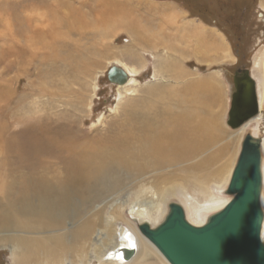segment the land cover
Listing matches in <instances>:
<instances>
[{
    "label": "bare ground",
    "instance_id": "6f19581e",
    "mask_svg": "<svg viewBox=\"0 0 264 264\" xmlns=\"http://www.w3.org/2000/svg\"><path fill=\"white\" fill-rule=\"evenodd\" d=\"M69 1L40 0L43 4L49 3L50 13L44 10L35 17L31 16L32 13L24 16L22 12L26 8L18 11L13 7L9 12L8 9L0 8V43L10 55L3 63L8 67L19 65L29 69L28 71L36 70L38 86L35 87V93L38 105L43 107L35 111L32 117H20L18 124L23 128L10 133L8 137L5 126H2L4 123H0V145L12 148L13 158L6 167L12 175L13 170L20 173L18 178L13 175L10 184H15V181L21 184L25 179L33 180L35 184L31 192L46 197L43 206L52 196L51 206L58 208L53 214L57 218L64 214H69L66 217H70V220H66V217L63 220L66 227L54 224L45 229L46 227L42 228L28 221L27 216L36 217L38 212L29 214L22 211L7 219L21 221L22 226L14 231L0 232V239L9 244L11 264L24 261L31 264H93L94 261L97 264H154V260H151L153 253L163 264H170L140 231L139 225L147 223L144 221L149 219L152 221L150 227H155L153 222L162 214L161 201L166 192L180 196L185 205V218L195 226L205 223L211 214L220 210L231 199L228 200L220 193L229 179L230 169L226 168L229 149L227 140L230 139L233 143L238 141L240 134L251 126L255 132L263 120L264 52L255 61V66L260 68L255 70L257 76L254 80L258 114L241 124L237 131L229 133L228 139L222 137L224 132L220 131L218 118L213 115L215 90L212 84L181 68L182 72L179 70V73L170 77L183 81L163 86H171L172 91L177 93L172 100L176 110L140 111L135 108L138 103L135 98L141 94L137 92L140 85L136 79L139 69L126 63L120 64L123 69L116 66L125 73V81L115 83L117 102L114 109L118 110L120 106L123 109L122 115L106 126L84 128L86 119L80 115V107L86 101L84 99L88 93L86 94L87 89L81 78L91 74V69L96 64L94 55L104 53L105 49L102 45L96 46L94 43L97 42V36L87 35L83 30L84 25L77 22L83 23L82 16L87 12L95 15L96 23H102L100 20L107 21L108 15L116 17V1L102 3L101 0L89 11H83L77 6L68 7L71 5ZM80 1L82 3L79 5L85 6L83 0ZM31 6V12L35 11L37 6L29 7ZM68 13L75 21L71 27L62 18ZM63 27L64 30L60 31ZM83 38L88 40L82 42ZM139 40L140 43L147 44L142 38ZM196 45V41L192 45L188 42L183 50L191 47V52H196ZM150 46H156V43ZM120 51L124 56L136 59L131 48L126 47ZM169 57L172 60L177 58L173 55ZM179 60L180 58L177 59L178 62ZM156 75L157 70L152 73L151 78L154 80ZM186 76L189 77L185 78ZM75 82L80 85L77 90L72 87ZM260 86L262 90L259 89ZM92 90H96L94 83ZM55 96L59 98L58 101L52 99ZM72 98L77 99L76 103L80 102V106L75 104L73 110L68 111L67 105L71 104ZM8 105L9 102L6 107ZM86 105H89L91 112L92 102L89 100ZM60 106L63 108L58 109ZM5 116L6 113L3 117ZM261 145L260 206L263 219L260 239L264 243V138ZM124 160H129L132 164L137 161L162 165L157 171H172L175 178V172H180L185 182L172 180L161 191L162 196L151 203V208L136 196L134 205L128 209L130 215L136 214V218H133L135 220L131 221L129 216L115 214V191L108 193V190L113 189L109 162L122 164ZM235 163L236 161L234 165ZM10 189L12 188H8V192ZM142 189L153 196L157 194L150 184ZM20 193L23 197L27 196L26 191ZM102 193L110 194L104 199L113 198V201L99 226L89 227L84 222L88 212L75 213L81 207V200L88 201L91 196L96 197ZM6 195L8 193L4 196ZM117 219L123 220V226L118 231L115 227Z\"/></svg>",
    "mask_w": 264,
    "mask_h": 264
},
{
    "label": "rangeland",
    "instance_id": "374dc122",
    "mask_svg": "<svg viewBox=\"0 0 264 264\" xmlns=\"http://www.w3.org/2000/svg\"><path fill=\"white\" fill-rule=\"evenodd\" d=\"M45 1L53 2L54 0ZM58 1L63 2L64 0ZM100 1L83 0L85 6H80L79 3H82L80 0H70L71 5H68V7L73 8L77 6L83 11L84 9L89 11L91 7H94ZM111 1L102 0L101 2L111 3ZM141 2L139 1L137 6L135 5L137 8L136 17H129L128 15L121 17L120 12L124 8L122 7L116 11H119V14L116 15L119 19L117 21L115 15H108L107 21L100 20L102 23H96L95 15L87 12L82 16L83 23H80L81 21L77 22L80 25H84L83 30L86 31L87 35L97 36V42L94 43L96 46L102 45L105 49L104 53L94 55L96 64L91 69V74L83 79L81 78L85 89H87L86 94L88 93L87 98L84 99L86 101L80 107V115L86 119L84 128L106 126L108 122L110 123L122 115L123 109L120 106L118 110L114 109L117 102V86L108 79V71L112 66L122 68L120 64L126 63L134 65L139 69L136 79L139 81L138 85H140L136 89L141 94L135 98L138 102H135L137 103L135 108L140 111L149 112L151 109L162 112L176 110L173 107L172 100L177 93L172 91L171 86H163L183 81V79L174 80L170 77L179 73V70L182 72L181 68L195 74L196 77L203 79L206 83L212 84L215 90L213 115H216L218 118L220 131L224 132L222 137L228 139L229 133L237 131V128L233 129L226 124L231 104V95L235 90L233 83L234 71L240 68H247L255 80L257 76L255 70L260 69L255 66V61L264 52V0H216L215 7L213 3L210 6L207 3L206 5L202 4L201 0H183L186 7L190 9L193 18H200V21H188L187 15H182L181 18L179 17L176 20L169 18L160 11L161 14L157 12L156 14L158 15L155 16L153 22H150V16H146L144 3ZM29 4L37 6L35 11L32 10L31 12L30 9L33 6L29 7ZM49 6V3L43 4L40 0H0V8L2 10L8 9L7 12H9L11 8L16 7L18 11H22L26 8V11L22 12V14L25 16L26 13H32V17L40 15L44 10H46V13H50ZM209 11L210 14L208 13ZM62 18L69 27L75 24L69 13ZM57 20L61 21L60 18ZM63 30L64 27L60 29V31ZM205 37L206 40L207 37L209 40L206 41ZM87 38H83L82 42H86ZM140 38L144 42L147 41V44L140 43ZM195 41L197 44L196 52H193V50L191 52V47L187 48L191 53L187 49L183 50L188 42H191L192 45V42ZM153 43H156V46H150ZM126 47L134 51L136 59H130L128 55L124 56L121 54L120 50L123 51ZM169 55L177 58L172 60L170 57L168 58ZM9 57L10 55L6 53L0 43V123H4L2 126H5L7 130V137L10 133L12 134L23 128L22 125L18 124L20 117L23 115L32 117L34 116L32 114L43 108L38 105L35 93V87L38 86L37 75L35 74L36 70L32 69L28 71L29 69H25V67L19 65L5 66L3 61ZM178 58H180L179 62L177 61ZM157 62L158 65L156 64ZM156 70L157 75L153 80L151 75ZM48 74L50 75V73ZM50 77L53 78V76ZM188 77L186 76L185 78ZM28 81H30L29 85ZM32 82H34V85ZM93 83L96 85L94 92L92 90ZM72 87L77 90L80 85L75 82L72 84ZM259 89L262 90V87L260 86ZM142 96L143 98H141ZM57 98L56 96L55 98L52 97L53 100L58 101L59 98ZM123 99L125 100V97ZM89 100L93 105L91 112L88 109L89 105H86V102ZM76 101L77 99L72 98L71 104L67 105L68 111H72L75 104L80 106V102L76 103ZM7 102H9L8 107H6ZM59 108L62 109L63 107L60 106ZM5 113L6 116L3 117ZM262 113L263 120L258 124L256 133L251 126L240 134L238 141L233 143L230 142V139L227 140L229 142V149L226 155V168L227 170L228 168L230 169L229 178L234 167V162L238 158L243 137L246 134H250L254 139H258L261 145V141L264 138V111ZM257 114L258 111L255 115ZM261 148L262 145L260 146ZM11 153V146L0 145V232L6 233L8 230L14 231L19 229L22 226L21 221L14 222V220L7 219L15 217L17 213L22 211L29 214L30 212L32 214L38 212L36 217L27 216V218L31 224L34 222L39 227H46L45 229H47L54 224L66 227L67 225L63 220L69 214H64L61 218H57L53 214V211L58 208L51 206L53 202L51 200L52 196H50L47 204L43 206L42 203L46 201V197L33 191L31 192L35 184L33 180L29 181L25 179L21 181V184L16 181L14 182L15 184H10L13 175L18 178L20 174L13 170L12 175L6 167V164L13 158ZM109 165L111 166L110 175L113 178V189L111 191L108 190V193L115 191L113 197L114 199L116 198L115 214L121 213L124 216H129L131 221L135 220L133 218H136V214L130 215L128 209L134 205L133 201L136 196L138 200L145 203V206L151 208V203L162 196L161 191L172 180L178 179L185 182L180 172H175L177 175V178H175L172 171H157L162 165H155L152 162L138 163L134 161V164H132L129 160H124L122 164L109 162ZM105 179H107V176H105ZM228 182L222 187V190L220 189V193L229 200L231 195L226 192ZM149 184L157 193L156 195L153 196L142 189L145 185ZM8 188L12 189L8 192ZM25 191L27 192V196L23 197L24 195L20 192L23 193ZM6 193L8 195L4 196ZM109 195L102 193L96 197L95 195L91 196L88 201L82 202L81 200L79 203L81 207L75 215L88 212V216L84 219V222H87L89 227H98L109 204L113 201V198L104 199ZM3 196L4 198H2ZM37 201H39V204ZM33 202L35 204H32ZM171 202L179 203L185 209L184 202L179 195L174 196L166 192V196L162 197L161 201L162 214L153 222L154 226L158 225L166 216L169 210L168 205ZM44 207L46 208L41 213L40 211ZM67 212L69 213V211ZM66 220H70V217H66ZM70 222L72 223V220ZM144 222L150 224L152 221L146 219ZM121 226H123V220L117 219L115 224L117 231ZM2 237L6 238L5 236ZM8 245L7 241L0 239V264H11ZM156 258L158 257L155 253L151 254V260H154V264H163V262H160V258ZM19 263L31 264L28 261ZM93 264H97V262L94 261Z\"/></svg>",
    "mask_w": 264,
    "mask_h": 264
},
{
    "label": "water",
    "instance_id": "95a60500",
    "mask_svg": "<svg viewBox=\"0 0 264 264\" xmlns=\"http://www.w3.org/2000/svg\"><path fill=\"white\" fill-rule=\"evenodd\" d=\"M108 79L123 83L125 73L110 67ZM235 90L226 124L236 129L258 110L255 81L249 69H236ZM258 139L246 134L231 172L226 192L231 199L211 214L202 225L190 224L183 208L174 202L155 227L139 225L140 231L170 264H264V243L260 239L263 212Z\"/></svg>",
    "mask_w": 264,
    "mask_h": 264
},
{
    "label": "crops",
    "instance_id": "0c3cea01",
    "mask_svg": "<svg viewBox=\"0 0 264 264\" xmlns=\"http://www.w3.org/2000/svg\"><path fill=\"white\" fill-rule=\"evenodd\" d=\"M139 1L144 3L146 16H150L151 18L150 22H153V19H155L156 15L161 14L160 11L172 19H179V17L181 18L182 15H187L188 21L201 20L200 18H193L192 14L190 13V9L186 7L183 0H116V11L124 7L120 12L121 17H125L126 15L129 17H136L137 8L135 5L137 6ZM201 3L205 5L207 3L209 6L211 3H213V6H216V0H201ZM157 12L159 13L156 14ZM208 13L210 14V11ZM117 14H119V11L116 12V15ZM117 20L119 19L116 16V21Z\"/></svg>",
    "mask_w": 264,
    "mask_h": 264
}]
</instances>
